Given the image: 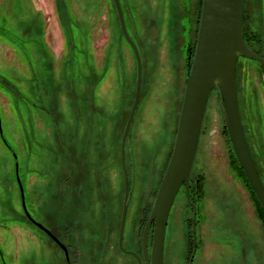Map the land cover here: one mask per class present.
Wrapping results in <instances>:
<instances>
[{
    "label": "rangeland",
    "instance_id": "rangeland-1",
    "mask_svg": "<svg viewBox=\"0 0 264 264\" xmlns=\"http://www.w3.org/2000/svg\"><path fill=\"white\" fill-rule=\"evenodd\" d=\"M138 47L140 101L125 143L123 248L138 253L174 145L202 0H119ZM247 45L264 56V0H244ZM112 0H0V264H137L118 249L125 178L121 138L136 64ZM236 86L249 150L264 182V75L239 57ZM189 176L197 209L192 264H264V219L233 154L219 92L208 97ZM13 151V153L11 152ZM17 163V167H16ZM193 210L180 189L164 264H187ZM150 246V244H149Z\"/></svg>",
    "mask_w": 264,
    "mask_h": 264
},
{
    "label": "water",
    "instance_id": "water-1",
    "mask_svg": "<svg viewBox=\"0 0 264 264\" xmlns=\"http://www.w3.org/2000/svg\"><path fill=\"white\" fill-rule=\"evenodd\" d=\"M118 18L120 31L131 49L136 64L135 93L121 138V163L125 178V190L118 232V249L133 257L137 264H164V242L166 226L172 205L183 186L188 205L193 208L192 240L193 251L188 264H192L195 252L196 209L189 198V174L195 158L201 126L209 100L214 89L220 96L226 131L233 154L243 174L264 211V182L252 156L244 134L236 86V64L239 57L257 62L264 75V56L249 49L242 33L244 0H202L197 41L192 61L187 59L186 84L179 114L173 149L164 175L159 184L150 215L141 234V258L123 248V236L127 215L128 181L124 168L125 143L135 112L140 101L142 66L138 47L129 36L119 0H112ZM17 167V163H16ZM18 181L23 211L29 221L46 233L62 249L67 264L65 247L49 230L33 220L26 210L21 184ZM151 236V245L148 241ZM144 263H143V262Z\"/></svg>",
    "mask_w": 264,
    "mask_h": 264
},
{
    "label": "flooded vegetation",
    "instance_id": "flooded-vegetation-1",
    "mask_svg": "<svg viewBox=\"0 0 264 264\" xmlns=\"http://www.w3.org/2000/svg\"><path fill=\"white\" fill-rule=\"evenodd\" d=\"M184 1V3H185V10H187V11H189V6H190V4H189V0H183ZM186 19H184V20H182L181 22H182V24H183V26H184V28H185V31L182 33V36H183V38H184V45H182V47H181V50H182V55H183V59H184V63H185V74H186V70H187V63H188V61H187V59L188 58H190V60H189V62L190 61H192V58H193V54H194V52H193V46L192 45H190V39H189V37H188V32H189V29H190V27L189 26H187V22L185 21ZM189 176H190V174H189ZM181 188H183V186L181 187ZM188 188H189V185H188ZM183 190H184V188H183ZM128 192H129V185H128ZM184 193H185V190H184ZM194 206H195V204L194 203H192ZM191 208H192V206L191 205H189ZM195 209H196V206H195ZM192 210H193V208H192ZM196 213H197V209H196ZM192 225V224H191ZM196 232V231H195ZM54 236V235H53ZM196 236V235H195ZM59 242H60V240L56 237V236H54ZM61 243V242H60ZM62 244V243H61ZM149 244L151 245V236L149 237V241H148V249L150 248V246H149ZM63 245V244H62ZM64 246V245H63ZM65 247V246H64ZM65 249H66V251H67V248L65 247ZM62 250V249H61ZM192 251H193V240H192V249H191V254L186 258V262H187V264H188V261H189V258L191 257V255H192ZM132 252H134V251H132ZM195 252H196V241H195ZM195 252H194V255H195ZM64 253V252H63ZM134 253H136V252H134ZM140 258H141V260H143V258H142V252H141V249H140V251L138 252V253H136ZM194 255H193V257H194ZM67 256H68V251H67ZM64 257H65V255H64ZM68 261H69V256H68ZM144 261V260H143ZM142 261V262H143ZM67 262V261H66ZM192 262H193V260H192ZM70 263V262H69ZM144 263V262H143Z\"/></svg>",
    "mask_w": 264,
    "mask_h": 264
},
{
    "label": "trees",
    "instance_id": "trees-1",
    "mask_svg": "<svg viewBox=\"0 0 264 264\" xmlns=\"http://www.w3.org/2000/svg\"><path fill=\"white\" fill-rule=\"evenodd\" d=\"M242 33H243L244 41H245V43L247 44V42H246V41H247V38H246V36H245V34H244L243 31H242ZM247 46L249 47V49H250L251 51H253V50L250 48L249 45H247ZM254 53H255V52H254ZM11 152L13 153V151H11ZM238 165H239V164H238ZM239 169L241 170V172H242V174H243V171H242V169L240 168V166H239ZM242 177H244L245 181L247 182V180H246L244 174H243ZM247 184H248V182H247ZM248 186H249V184H248ZM249 187H250V186H249ZM250 190H251V187H250ZM251 192H252V194H253V196H254V198H255V200H256L255 203H257V205H258V207H259V210H260V212H261V215H262V217H263V219H264V211H263V209H262V207H261L259 201L257 200V198H256V196H255V194L253 193L252 190H251Z\"/></svg>",
    "mask_w": 264,
    "mask_h": 264
}]
</instances>
